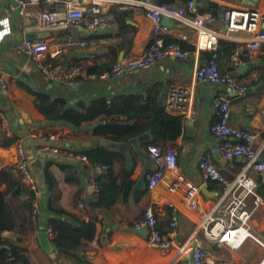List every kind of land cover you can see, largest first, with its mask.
Here are the masks:
<instances>
[{
	"label": "crops",
	"instance_id": "crops-1",
	"mask_svg": "<svg viewBox=\"0 0 264 264\" xmlns=\"http://www.w3.org/2000/svg\"><path fill=\"white\" fill-rule=\"evenodd\" d=\"M189 1L195 3V14L205 17V25L220 32V41L229 44L220 47V69L223 75H230L248 86L245 95L232 93L224 85L195 82L196 70L207 61L209 53L197 52L194 45L195 34L180 22L169 18H163L162 21L169 28L163 38L166 43L178 41L181 49L187 53L185 59H167L121 78H97L96 73L109 72L113 64L121 60L125 53L142 55L154 40L152 23L143 15L141 8L123 0H108L104 3L105 13L114 15L115 18L123 16V22L115 20L110 26L97 29L88 28L84 24H74L67 29L45 31L50 35L40 41L46 42L50 50L44 62L53 67L68 65L83 70V78L75 88L51 83L42 76L36 61L18 54L14 46L17 42L25 40L28 33L35 32L34 15L47 11L63 19L74 0H55L47 7L31 6L29 11L32 16L28 18L10 12L9 1L0 0V20L9 19L11 27V34L0 43V76H4L9 83L6 92L2 91L0 86V170L4 166L13 167L16 164V144L20 141L38 184L37 197L34 200L38 207L37 223L23 246L18 248L19 252L26 248L24 253L30 258L31 264H76L73 258H59L57 262L59 253L56 259L51 258L42 249L37 235L49 228L50 220L54 217L48 208L51 202L71 214L89 220L85 205L96 198L95 190L89 192V189L94 186L93 177L98 184V175L104 172L94 173L89 165L78 158L103 147L126 157L128 167L133 170L131 180L134 186L130 204L120 203L116 209L98 214L97 233L90 245L91 249L81 254V258L87 260L86 264H193L189 249L198 242L212 251L210 264H264V205L251 219L254 238H247L239 248H217L206 240L205 232L201 229L200 216L202 213L213 212L222 203L224 193L217 184L210 183L208 194H204V184L198 168L199 159L208 156L222 172L229 177H235L247 163L243 158L227 161L216 153L219 141L212 128L218 120L214 111V100L219 96H226L230 100L231 125L254 133L256 148L264 154V44L257 51H252L249 48L252 36L244 32H224L225 22L221 18V15L231 8L258 9L264 12V0ZM210 3L222 9L217 10L216 14L212 9L202 14L203 9ZM174 5L186 7L187 3L177 0ZM69 34L92 44L85 50L66 48L65 41ZM231 45H234V48H231ZM258 53L260 55H257ZM236 61L246 62V68H235ZM89 70L95 74L88 75ZM21 84L52 98H64L75 106L81 102L91 104L98 98L111 101L120 95H136L153 99L154 109L156 99L158 105L163 108L160 113L181 117L183 120L182 134L172 152L176 154L181 175L200 189L201 200L198 207L180 205L173 199L168 187L174 176L171 171L167 172L158 186L149 187L146 175L155 171V165L148 156V149L143 144L145 141L136 138L128 143L114 144L103 137H95L93 131L97 122L86 123L79 129L64 123L50 124L46 117L38 112L33 97L20 87ZM174 85L193 86L190 105L186 110H171L165 106V98ZM42 135H55L59 140L42 143L38 139ZM147 135L152 137L149 133ZM62 137H66L68 141L64 142ZM13 139L16 140L14 143L8 147L4 146ZM101 140L106 142L105 146L101 145ZM41 146L57 148L59 153L55 154L49 150L39 152ZM231 166L232 170L229 169ZM46 169L56 181L55 195L47 185ZM106 174L109 177L115 176L111 171ZM139 182L142 183L140 187ZM6 190V184L0 185L1 193ZM258 193H264V187H260ZM21 200L28 202L29 197L23 194ZM81 205L83 207H80ZM147 210L153 211L158 229L164 235L172 231L170 224L173 211L178 214L177 233L168 252L162 253L153 249L142 235L131 230L132 224L142 219ZM8 237L10 238L11 234L4 233V238ZM49 239L52 242L53 233L49 235Z\"/></svg>",
	"mask_w": 264,
	"mask_h": 264
},
{
	"label": "built area",
	"instance_id": "built-area-1",
	"mask_svg": "<svg viewBox=\"0 0 264 264\" xmlns=\"http://www.w3.org/2000/svg\"><path fill=\"white\" fill-rule=\"evenodd\" d=\"M10 12L21 17L28 18L32 14L29 11L31 6H48L55 0H8ZM108 0H74L63 19L51 12H39L34 15L36 18L33 31H55L67 29L74 24H84L88 28L97 29L102 26H110L115 22L114 15H107L104 3ZM119 1V0H118ZM132 5L139 6L143 15L152 23V33L154 40L148 49L140 56L125 53L121 60L116 61L109 72L97 75L99 79L109 77L121 78L129 73L136 72L142 68L150 67L158 62L167 59H185L187 53L184 52L178 41L166 43L163 35L169 32V28L163 24V18L174 19L186 28H189L196 36L194 42L197 52H207L209 57L205 63L199 65L196 70L197 84L226 86L232 93L245 95L248 86L230 75H223L219 65L220 40L222 34L211 30L205 25V17L195 14V3L189 1L186 7L174 4H160L157 0H123ZM224 22L227 30L231 33L244 32L252 36L249 48L252 51L260 49L264 44V12L258 9L231 8L224 13ZM11 34L9 19L0 20V43ZM183 39L186 40L185 37ZM92 43L87 40H80L73 35H68L65 41L66 48H76L85 50ZM14 50L21 55H26L34 59L42 76L49 81L59 83L68 88H75L83 78V70L80 67L63 65L53 67L45 63L49 46L40 40H23L17 42ZM56 55L58 53H55ZM247 63L236 61L235 68L246 67ZM0 86L2 91L8 90V80L0 76ZM193 86L174 85L165 98V106L171 110H186L189 108L192 98ZM231 104L226 96H219L214 100V111L218 120L212 128L214 136L219 144L216 153L227 161L243 158L247 163L240 169L235 177H229L222 172L208 156L199 159L198 168L201 178L206 188L210 183L217 184L224 193L222 203L211 213H202L200 216L201 229L205 232L206 240L215 244L217 248L230 246L239 248L247 238H254L251 229V219L254 213L264 205V193L259 194L258 189L264 187V154L256 148V135L250 131L241 130L231 125ZM40 142L48 140L55 142L59 137L51 135L49 137L39 136ZM67 142L66 137H62ZM51 151L59 153L57 148L41 146L39 152ZM17 162L12 167V175L20 179L31 191H38V184L29 166L28 156L19 141L16 144ZM148 156L155 165L153 173H147L146 181L149 187L158 186L165 178L168 171L173 172V179L168 187L173 195V199L180 205L196 208L201 200L200 189L181 175L177 166L178 160L172 150L164 152L158 146L148 147ZM81 162L89 165L94 173L106 172L110 170L107 166L91 165L86 154L78 158ZM229 168V167H228ZM233 169V166L229 168ZM94 190L99 191L95 177H93ZM80 207H83L81 205ZM38 207L34 203L32 220L37 223ZM178 214L172 213L170 224L171 233L162 234L158 229L156 217L151 210H147L143 218L132 224L131 230L142 235L145 242L153 249L165 253L173 246V238L178 229ZM52 234L51 228L46 230ZM37 234V233H35ZM189 255L193 264H210L212 261V251L206 249L203 243H196L195 247L189 249Z\"/></svg>",
	"mask_w": 264,
	"mask_h": 264
},
{
	"label": "trees",
	"instance_id": "trees-1",
	"mask_svg": "<svg viewBox=\"0 0 264 264\" xmlns=\"http://www.w3.org/2000/svg\"><path fill=\"white\" fill-rule=\"evenodd\" d=\"M177 0H158L160 4H175ZM188 3L189 0H181ZM222 8L210 3L203 9L202 14ZM117 22H123V16L115 18ZM229 46L220 41L219 46ZM234 48V45H231ZM103 72H98L100 75ZM91 70L88 75H93ZM20 87L33 97V102L39 113L46 117L50 124H68L76 129L86 123L97 122L94 128V136L105 138L114 144L128 143L145 134H151V138L143 144L147 147L158 146L164 152L175 148L183 129L181 117L163 115V108L158 105L156 99L144 98L136 95H120L107 101L98 98L91 104L79 103L71 105L64 98H52L48 94L32 91L28 86ZM106 122L116 123L108 125ZM16 140H10L5 147L10 146ZM91 165L107 166L115 176L99 173L98 189L94 201H88L85 205L89 214V220L65 211L63 208L49 204V211L54 214L49 228L53 233L52 243L59 249V258L74 259L76 264H86L87 260L81 258L82 253L90 251L91 243L97 233L96 224L98 214L110 212L116 209L120 203L130 204V196L134 182L131 180L133 170L128 167L124 155L106 147L98 148L86 153ZM47 185L53 195L56 194V181L51 173L45 172ZM6 184L7 190L0 192V264H12L14 260L18 264H31L30 258L18 248L23 246L36 224L32 220L34 200L37 193L29 190L24 183L12 175V167L4 166L0 170V185ZM214 184V183H213ZM29 197L28 202L21 200V195ZM137 201V197L135 199ZM10 233L11 237L4 238V233Z\"/></svg>",
	"mask_w": 264,
	"mask_h": 264
},
{
	"label": "water",
	"instance_id": "water-1",
	"mask_svg": "<svg viewBox=\"0 0 264 264\" xmlns=\"http://www.w3.org/2000/svg\"><path fill=\"white\" fill-rule=\"evenodd\" d=\"M221 18L224 19V14L221 15ZM224 32H227V25L225 24V28H224ZM50 34L48 32H45V31H40V32H31V33H28L26 36H25V40H40V39H44L46 37H48ZM257 55H260V53H258ZM244 69L246 67H243ZM242 69V68H241ZM51 83H54V84H59V83H55L53 81H51ZM60 85V84H59ZM106 124L108 125H115L116 123H113V122H106ZM149 135L145 134V135H142L140 137H138L139 141H147L149 140ZM101 145L105 146L106 145V142L104 140H101ZM142 186V183L139 182L138 184V187ZM94 191V187H90L89 189V192H93ZM202 192L204 194H208V190L207 188L204 186L202 187ZM140 235H145L146 234V230H142L139 232ZM38 239L40 241V244H41V247L42 249L48 253L51 258L53 259H56V257L58 256V253H59V249H57L54 244L50 241L49 239V234L48 232L46 231H41L38 233ZM196 246V244L194 245V247ZM12 264H17L14 260L11 261Z\"/></svg>",
	"mask_w": 264,
	"mask_h": 264
}]
</instances>
